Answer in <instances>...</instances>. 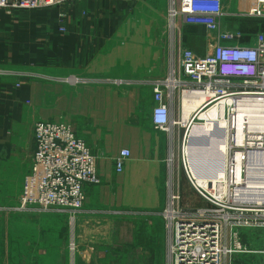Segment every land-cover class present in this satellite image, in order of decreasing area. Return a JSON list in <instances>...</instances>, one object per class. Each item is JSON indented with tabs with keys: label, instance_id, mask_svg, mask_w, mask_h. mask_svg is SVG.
<instances>
[{
	"label": "crops",
	"instance_id": "1",
	"mask_svg": "<svg viewBox=\"0 0 264 264\" xmlns=\"http://www.w3.org/2000/svg\"><path fill=\"white\" fill-rule=\"evenodd\" d=\"M224 2L225 21L247 29L239 14L249 12L255 0ZM168 8L169 0H80L13 14L0 10V264H54V240L63 242L62 231L68 240L66 222L55 227L54 219L63 214L20 206L38 122L69 124L100 157L102 184L86 186L81 219L91 218L89 208L111 196L140 197L133 204L144 207L163 205L170 181L165 169L172 151L180 167L184 136V130L170 135L152 123L153 88L170 68ZM260 22L257 29L264 27V19ZM62 25L66 33L60 32ZM200 29L182 25L181 34ZM242 43L254 45L253 39ZM69 78L78 83L69 84ZM123 149L132 156L117 173L114 158ZM175 177L182 204L194 208L184 203L185 195L200 200L180 174ZM163 238L167 253L166 225Z\"/></svg>",
	"mask_w": 264,
	"mask_h": 264
},
{
	"label": "built area",
	"instance_id": "2",
	"mask_svg": "<svg viewBox=\"0 0 264 264\" xmlns=\"http://www.w3.org/2000/svg\"><path fill=\"white\" fill-rule=\"evenodd\" d=\"M79 1L0 0V10L13 14ZM225 15L224 0H169L166 22L174 36L170 68L153 88L152 123L170 135L184 130L179 170L205 206L182 204L172 151L168 167L173 173L162 213L168 264H230L235 255L254 254L242 239L245 230L262 233L259 254L264 264V28L253 36V46L245 45L243 33L222 27ZM239 16L262 21L264 0H255L251 10ZM182 25L207 31L204 56L184 45L179 36ZM60 32L66 33L67 28L62 25ZM67 82L78 83L74 78ZM198 100L189 112L186 102ZM196 127L211 134L210 145L224 136L219 147L222 172L217 175L210 169L218 161L197 168L190 160V137ZM35 142L20 206L53 210L75 224L76 215L86 206V186L102 184L100 157L64 122L36 123ZM131 156L129 149H123L114 158L117 173L123 172ZM72 249H76L74 244Z\"/></svg>",
	"mask_w": 264,
	"mask_h": 264
},
{
	"label": "rangeland",
	"instance_id": "3",
	"mask_svg": "<svg viewBox=\"0 0 264 264\" xmlns=\"http://www.w3.org/2000/svg\"><path fill=\"white\" fill-rule=\"evenodd\" d=\"M240 21L246 26L250 23ZM157 23L156 29L160 30V21ZM252 25L256 26L255 23ZM222 27L231 31H239L237 21H225ZM165 31L168 32L167 29ZM179 36L185 37L187 47L199 56H204L207 53L208 33L204 28L198 31H186L180 33ZM173 38L174 36L171 34L169 36L170 42ZM194 41H197V44ZM165 172L168 176H172L173 171L168 166ZM179 174L184 179L190 193L199 199L177 164L174 175L178 176ZM124 177L123 175L116 178ZM159 199L156 198L157 204H159ZM140 200V197L125 198L121 196L113 198L111 196L106 198L102 206L95 209L89 208V210L94 211L91 212L93 216L89 218L90 220L81 219L84 214L76 215L75 224H71L66 215L54 219L58 222L55 227L61 226V223L65 222L68 225L67 243L64 240L66 234L64 231L59 234L62 243L54 240V264H168L163 238L165 221L162 216L167 204V197L164 196L163 205L156 208L133 204ZM200 201L190 200L185 195L184 203L186 205L205 206ZM116 206L117 208H115ZM85 209H87L86 206ZM242 239L255 253L235 255L230 260V264H262V257L259 254V251L263 249L262 233L245 230L242 232ZM73 244L76 246L75 250L72 249Z\"/></svg>",
	"mask_w": 264,
	"mask_h": 264
},
{
	"label": "water",
	"instance_id": "4",
	"mask_svg": "<svg viewBox=\"0 0 264 264\" xmlns=\"http://www.w3.org/2000/svg\"><path fill=\"white\" fill-rule=\"evenodd\" d=\"M200 134L205 135L206 137H208V139L203 140L202 142H199V144H197L195 139ZM210 137L211 134L208 133L203 127H196L193 129L190 137V160L192 164L195 165L197 168L208 167L211 165V163L218 161L219 163L216 164V166L212 167L217 171V169H220L221 167L220 162L223 161V156L220 153L219 147L224 142V136H222L215 145L209 144ZM203 148L208 150V152L210 151V155L208 157L206 155H202L201 152L203 151Z\"/></svg>",
	"mask_w": 264,
	"mask_h": 264
},
{
	"label": "trees",
	"instance_id": "5",
	"mask_svg": "<svg viewBox=\"0 0 264 264\" xmlns=\"http://www.w3.org/2000/svg\"><path fill=\"white\" fill-rule=\"evenodd\" d=\"M243 21H247V22H250L247 26L248 28L247 29H242L240 30L241 33H243L245 35V37L243 38L242 42H247L249 40H252L253 39V36L262 28L264 27H260L259 29H257L259 23H261L260 21L258 20H253V19H242ZM256 24V26H253L252 24ZM252 36V38H250Z\"/></svg>",
	"mask_w": 264,
	"mask_h": 264
},
{
	"label": "bare ground",
	"instance_id": "6",
	"mask_svg": "<svg viewBox=\"0 0 264 264\" xmlns=\"http://www.w3.org/2000/svg\"><path fill=\"white\" fill-rule=\"evenodd\" d=\"M199 102H201V100H198V102L196 101L195 103H191V102H189V101H187L186 102V106L188 107V108H190L189 109V112H191L192 111V109H193V107L195 106V105H197ZM189 112L186 114L187 116H188V114H189ZM201 136H205V135H203V134H201ZM196 138H198V137H196ZM200 138V137H199ZM198 138V139H199ZM202 138V137H201ZM201 138H200V140H201ZM201 141H203V140H201ZM209 141V140H208ZM200 142V141H199ZM210 152V151H209ZM208 152V150H206L205 148H203V151L201 152L202 153V155H206L207 157L210 155V153ZM206 156H205V158H206ZM213 173L212 174H214V175H217V174H219V173H221L222 172V169L220 170V169H217V171L215 170V169H213V168H211L210 169Z\"/></svg>",
	"mask_w": 264,
	"mask_h": 264
}]
</instances>
